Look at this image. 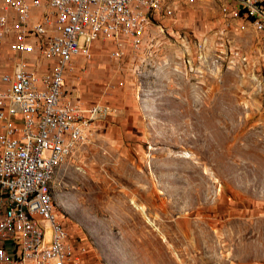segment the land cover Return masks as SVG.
Returning <instances> with one entry per match:
<instances>
[{"label":"rangeland","instance_id":"obj_1","mask_svg":"<svg viewBox=\"0 0 264 264\" xmlns=\"http://www.w3.org/2000/svg\"><path fill=\"white\" fill-rule=\"evenodd\" d=\"M227 1L182 0L140 51L99 41L67 75L111 109L52 182L88 264H264V38Z\"/></svg>","mask_w":264,"mask_h":264},{"label":"built area","instance_id":"obj_2","mask_svg":"<svg viewBox=\"0 0 264 264\" xmlns=\"http://www.w3.org/2000/svg\"><path fill=\"white\" fill-rule=\"evenodd\" d=\"M180 1L2 0L0 43L11 42L14 68L0 90V264H88L57 211L52 182L111 109L83 107L67 94L66 77L99 41L114 45V60L140 51ZM227 3L239 29L264 38V0Z\"/></svg>","mask_w":264,"mask_h":264},{"label":"crops","instance_id":"obj_3","mask_svg":"<svg viewBox=\"0 0 264 264\" xmlns=\"http://www.w3.org/2000/svg\"><path fill=\"white\" fill-rule=\"evenodd\" d=\"M2 5V0H0V7ZM1 12V11H0ZM10 44L11 42H5V43H0V55L1 58L5 59L4 63H2V65L4 64L5 66V71L7 72H11L14 68V62L11 59L12 57V51L10 48ZM5 73V72H4ZM3 74H1L0 76V90L4 87V84L1 81V77ZM97 255L95 258H106V256L102 253H96ZM101 254V255H100ZM93 257V255H89L88 259H89V264H100L96 259ZM108 264V263H107Z\"/></svg>","mask_w":264,"mask_h":264},{"label":"bare ground","instance_id":"obj_4","mask_svg":"<svg viewBox=\"0 0 264 264\" xmlns=\"http://www.w3.org/2000/svg\"><path fill=\"white\" fill-rule=\"evenodd\" d=\"M66 80H67V77H66Z\"/></svg>","mask_w":264,"mask_h":264}]
</instances>
